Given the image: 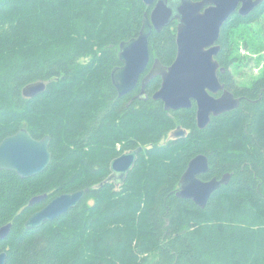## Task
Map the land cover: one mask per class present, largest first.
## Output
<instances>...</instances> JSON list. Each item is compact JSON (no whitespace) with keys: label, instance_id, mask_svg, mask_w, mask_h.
<instances>
[{"label":"trees","instance_id":"obj_1","mask_svg":"<svg viewBox=\"0 0 264 264\" xmlns=\"http://www.w3.org/2000/svg\"><path fill=\"white\" fill-rule=\"evenodd\" d=\"M144 13L142 0H0V142L20 129L51 138L41 174L0 171V228L11 224L0 240L5 264H264V76L239 87L229 71L232 31L258 22L264 2L220 31L219 81L240 101L204 130L193 108L167 113L151 99L158 77L146 85L147 100L135 94L139 82L118 97L110 79L118 47L138 35ZM253 42L247 29L243 47ZM148 46L151 61L169 65L175 24L153 31ZM39 81L45 91L24 98L22 88ZM177 125L188 134L161 145ZM139 146L123 184L105 183L111 159ZM197 155L208 160L201 180L230 175L203 209L176 196ZM84 189L77 207L25 229L47 201Z\"/></svg>","mask_w":264,"mask_h":264},{"label":"water","instance_id":"obj_2","mask_svg":"<svg viewBox=\"0 0 264 264\" xmlns=\"http://www.w3.org/2000/svg\"><path fill=\"white\" fill-rule=\"evenodd\" d=\"M147 8L144 13L138 35L120 43L118 59L122 64L112 70L110 79L119 97L131 92L137 86L141 75L150 62L149 38L153 31L176 21V56L173 63L164 67L156 60L153 67L140 80L141 91L138 99H145V87L154 77L161 78L160 88L151 98L161 101L166 111L189 109L191 100L196 104V126L204 130L211 118L229 113L237 108L238 99L225 89L219 81V74H224L215 57L220 47L217 45L220 29L238 8V15L246 17L264 0H202L193 3L190 0H142ZM46 83L35 82L22 88L24 98H34L45 91ZM221 93L220 97L215 96ZM51 138L45 136L36 140L31 134L20 129L0 142V171L15 173L20 179H28L41 174L50 164ZM138 148L123 154L110 163L111 176L105 183L114 181L122 185L127 173L133 167ZM208 160L204 155L195 156L187 165L179 181L176 196L192 201L203 209L211 195L221 186L227 185L230 175L220 179L202 181L199 177L208 171ZM88 189L61 194L49 200L39 210L32 213L24 227L34 229L50 222L69 210L74 209L83 200ZM46 195L32 198L29 205L45 200ZM11 224L0 228V240L8 236ZM6 253H0V264H5Z\"/></svg>","mask_w":264,"mask_h":264},{"label":"rangeland","instance_id":"obj_3","mask_svg":"<svg viewBox=\"0 0 264 264\" xmlns=\"http://www.w3.org/2000/svg\"><path fill=\"white\" fill-rule=\"evenodd\" d=\"M238 29V33L232 31L234 63L229 71L236 85L242 87L249 86L251 82L264 76V14L258 22L250 24L247 28L241 26ZM247 29H250L253 38L259 40L258 43L253 42V49L250 51L243 47ZM211 137L213 136L209 139Z\"/></svg>","mask_w":264,"mask_h":264},{"label":"flooded vegetation","instance_id":"obj_4","mask_svg":"<svg viewBox=\"0 0 264 264\" xmlns=\"http://www.w3.org/2000/svg\"><path fill=\"white\" fill-rule=\"evenodd\" d=\"M168 1H173V0H168ZM201 1H202V0H201ZM192 2H193V1H192ZM198 2H200V1H198ZM193 3H196V2H193ZM239 7H240V6H238V8H239ZM238 8H237V9L235 10V12L231 15V17H232V16H235V15H238ZM152 9H153V8H149V12H150ZM238 16H239V15H238ZM231 17H230V18H231ZM240 17H241V16H240ZM230 18H229V19H230ZM229 19H228V20H229ZM228 20H227V21H228ZM227 21H226V22H227ZM226 22H225V23H226ZM172 23H174L175 26H176V24H177L176 21H174V22H172ZM225 23H224V24H225ZM224 24H223V25H224ZM222 27H223V26H222ZM222 27H221V29H222ZM221 29H220V31H221ZM217 45H218V42H217ZM219 47H220V45H219ZM219 52H220V50H219ZM219 52H218V54H219ZM218 54L216 55V57L218 56ZM175 56H176V55H175ZM216 57H215V59H216ZM174 59H175V58H174ZM174 59H173V61H174ZM156 60L159 62L160 65H162V66H164V67H166V68H168V67L173 63V61H172L169 65H164V64H162L158 59H154L153 61L150 60L148 66H147V69H146V71L141 75L140 80H141V79L147 74L148 71H150V69L153 67V64H154V62H155ZM121 66H122V64H121L119 67H121ZM156 77H158L159 80H160V82H159V87H158V89H159V88H160V85H161V78H160L159 76H156ZM154 78H155V77H154ZM140 80H139V89H138V91L135 93L136 96H137V95L140 93V91H141V88H140ZM137 85H138V84H137ZM136 87H137V86H136ZM136 87H135V89H136ZM158 89H157V90H158ZM225 89H226V88H225ZM115 90H116V89H115ZM133 90H134V89H133ZM133 90H132V91H133ZM157 90H156V91H157ZM226 90H227V89H226ZM132 91H131V92H132ZM156 91H154V92H156ZM116 92H117V91H116ZM154 92H153V93H154ZM153 93H152V94H153ZM145 94H147V93H146V87H145ZM152 94H151V95H152ZM117 95H118V94H117ZM220 95H221V93H218L215 97L218 98V97H220ZM118 97H119V96H118ZM121 97H122V96H121ZM139 100H144V99H139ZM160 102H161V101H160ZM191 102H192V106H191V108H189V109H192V108H193V109L195 110V114H196V111H197L196 104H195V102H194L193 100H191ZM162 104H163V103H162ZM163 105H164V104H163ZM163 108H164V106H163ZM164 110H165V109H164ZM180 110H186V109H180ZM165 111H166V110H165ZM177 111H178V110H177ZM166 112L168 113L169 111H166ZM174 112H175V111H174ZM195 124H196V120H195ZM177 126H178V127H176L171 133L168 134V137H166V138H164L163 140H161V142H160L161 145H165V144H166L167 142H169L170 140H176V139H178V138H184V137L188 134V131H186V130H184V131H178L179 125H177ZM196 127H197V126H196ZM120 147H121V144H118V143H117V145H116V150H119ZM145 147L148 148L147 146H145ZM137 148H138V147H137ZM129 150H133V149H129ZM129 150H126V151H129ZM142 150H143V149H142ZM142 150H141V151H142ZM126 151H124V152H126ZM141 151H139V152H141ZM124 152H122L121 154H119V155L115 156L114 158H112L111 161L114 160V159H116V158H118V157H119L120 155H122ZM138 155H139V153H138ZM138 155H137V157H138ZM137 157H136V159H137ZM192 159H193V158H192ZM111 161H110V163H111ZM110 163H109V173H111V172H110ZM133 166H134V165H133ZM131 169H132V168H131ZM106 179H107V178H106ZM106 179H105V180H106ZM124 181H125V180H124ZM202 181H209V180H202ZM44 205H45V204H44ZM44 205H43V206H44ZM40 208H41V207H40ZM40 208H39V209H40ZM39 209H38V210H39Z\"/></svg>","mask_w":264,"mask_h":264},{"label":"bare ground","instance_id":"obj_5","mask_svg":"<svg viewBox=\"0 0 264 264\" xmlns=\"http://www.w3.org/2000/svg\"><path fill=\"white\" fill-rule=\"evenodd\" d=\"M145 95H146V94H145ZM151 96H152V95H151ZM151 99H152V98H151ZM236 99H237V98H236ZM144 100H147V96H146V98H145ZM152 100H153V99H152ZM153 101H155V100H153ZM239 101H240V100L238 99V105H239ZM238 105H237V107H238ZM195 120H196V114H195ZM178 131H184V130L181 129V128L179 127V128H178ZM138 148L142 149V146H139ZM138 148H136V149H138ZM136 149H133V150H136ZM133 150L126 151V152H124L123 154L129 153V152H131V151H133ZM140 151H141V150H140ZM138 153H139V152H138ZM123 154H122V155H123ZM120 156H121V155H120ZM120 156H119V157H120ZM111 175H112V174L109 173L108 177H110ZM108 177H107V178H108ZM110 182L113 183L115 187L120 186V185H117L113 180L110 181ZM78 191H80V190H78ZM75 192H76V191H75ZM65 194H67V193H65ZM43 195H45V194H43ZM37 196H40V195H37ZM37 196H34V197H37ZM34 197H32V198H34ZM32 198H31V199H32ZM31 199H30V200H31ZM45 199H46V197H45ZM30 200H29V201H30ZM43 201H44V200H43ZM43 201H42V202H43ZM47 202H48V201H47ZM40 203H41V202H40ZM37 204H39V203H37ZM34 205H36V204H34ZM28 206H33V205H29V202H28ZM36 211H37V210H36ZM36 211H35V212H36ZM33 213H34V212H33ZM25 222H26V221H25ZM24 224H25V223H24ZM25 229H26V228H25ZM2 253H4V252H2Z\"/></svg>","mask_w":264,"mask_h":264}]
</instances>
